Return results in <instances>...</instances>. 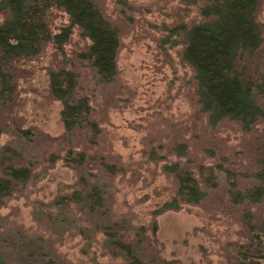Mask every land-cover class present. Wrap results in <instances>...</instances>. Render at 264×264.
I'll list each match as a JSON object with an SVG mask.
<instances>
[{
	"label": "rangeland",
	"instance_id": "obj_1",
	"mask_svg": "<svg viewBox=\"0 0 264 264\" xmlns=\"http://www.w3.org/2000/svg\"><path fill=\"white\" fill-rule=\"evenodd\" d=\"M92 1L119 32L112 84L96 86L91 70L78 61L86 43L77 31L64 57L48 46L36 59L13 65L15 98L0 114V158L10 148L34 177L0 207V264H127L121 253H108L102 225L134 237L139 244L133 250L148 264H237L238 248L256 245L260 237L247 230L244 214L264 223V201L231 204L229 182L239 189L254 184L250 176L264 159V121L244 133L228 121L211 127L200 112L181 46L162 43L165 28L199 22L196 6L181 0ZM6 18L0 14V25ZM256 21L262 46L252 64L264 74V0H259ZM48 24L56 33L68 22L63 13L51 11ZM64 64L79 75L81 94L89 97L91 119L100 130L93 145L88 143L92 135L83 130L65 135L62 106L49 95L48 71ZM261 104L264 109V99ZM181 145L184 155L177 157L174 149ZM69 151L90 159L81 171L66 167ZM52 156L59 159L52 162ZM100 159L114 165L116 174L101 170ZM170 164H179L199 182L200 167L223 172L214 173L215 188L200 204L155 216L178 189L162 171ZM92 188L101 196L92 213L96 219L87 216L83 202L70 201ZM259 256L257 262L264 264V254Z\"/></svg>",
	"mask_w": 264,
	"mask_h": 264
},
{
	"label": "trees",
	"instance_id": "obj_2",
	"mask_svg": "<svg viewBox=\"0 0 264 264\" xmlns=\"http://www.w3.org/2000/svg\"><path fill=\"white\" fill-rule=\"evenodd\" d=\"M181 2L197 7L199 22L191 26L181 23L173 28H165L167 36L162 43L171 47L181 46V61L193 73L196 103L200 112L206 115L208 125L214 127L228 121L237 123L242 132L249 133L255 125L264 121L261 104L264 99V74H261L258 66L252 64L262 46L261 26L256 21L259 0ZM51 11L63 13L68 22L56 33L48 24ZM0 14L7 16L0 25V114L15 98L13 65L36 59L48 46H52L64 57L63 49L69 44L74 31L86 43L83 52L77 55L78 61L91 70L96 86L109 85L115 81L120 49L119 32L92 0H0ZM47 75L49 95L62 106L60 117L65 135L72 137L74 132L83 130L87 137L92 135L88 143L95 144L94 139L100 130L91 119L89 97L82 95L79 89V75L65 64L57 70L48 71ZM174 155L182 157L184 146L175 148ZM2 156L0 207L34 177L32 168L23 165L20 156L10 148L5 147ZM150 157L156 159L155 153L151 152ZM57 159L59 157H51L52 162ZM89 160L84 153L73 151H69L63 159L66 167L76 171H81ZM98 166L112 176L117 172L114 165L102 159ZM215 170L200 167L199 182L179 164L164 165L163 173L173 177L178 189L175 197L153 214L159 216L178 211L184 205L200 204L207 197V190L215 188V174L223 172L221 168ZM206 171L211 172V176L205 178L202 174ZM250 177L255 182L244 189L229 182L228 201L231 204L259 206L263 203L264 159L258 161L257 172ZM100 197L96 189L92 188L73 194L70 201L76 205L83 202L87 216L96 219L92 213L99 209ZM244 224L249 232L255 231L260 237L264 236V223H253L251 213L244 214ZM101 227L99 229L106 237L105 248L111 256L121 253L127 264L149 263H145L133 250L135 244H139H134V237H126L118 230L114 232L109 226ZM260 237H257L256 245L248 244L238 248L242 257L236 260L237 264H247V260L250 264H259L256 259L264 254V243L259 241Z\"/></svg>",
	"mask_w": 264,
	"mask_h": 264
}]
</instances>
